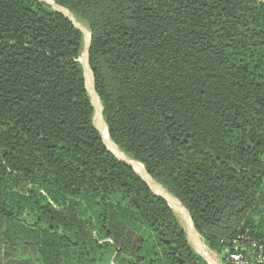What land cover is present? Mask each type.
<instances>
[{
    "label": "trees",
    "instance_id": "obj_1",
    "mask_svg": "<svg viewBox=\"0 0 264 264\" xmlns=\"http://www.w3.org/2000/svg\"><path fill=\"white\" fill-rule=\"evenodd\" d=\"M53 1L90 30L120 154L211 252L264 236V0ZM83 48L45 2L0 0V264H208L103 141Z\"/></svg>",
    "mask_w": 264,
    "mask_h": 264
},
{
    "label": "rangeland",
    "instance_id": "obj_2",
    "mask_svg": "<svg viewBox=\"0 0 264 264\" xmlns=\"http://www.w3.org/2000/svg\"><path fill=\"white\" fill-rule=\"evenodd\" d=\"M43 1L54 10L60 9L58 7V5L53 0H43ZM61 10L74 21V23L77 27L81 28L85 33V35H84V48H83V52L81 55V63L86 70L85 71L86 85H87L89 95H90L92 102L94 104V107H95V117H94L95 125L99 129V131L101 132L107 146L112 151V153H114L117 157L131 163L133 165L134 169L136 170V172L139 175H141L149 183L150 187L152 188V190L155 193L162 195V196L167 198L172 209L177 214L181 225L184 227V229L188 235L189 242L191 243L194 250L200 254H203L204 256H207L208 258L212 257L211 251L204 244V242H203L202 238L199 236V234H197L195 232V229L189 220L187 212L181 207L179 200H177L172 195L168 194L166 192V190L164 188H162V186H160L157 182L153 181V179L146 173L144 167L141 164H139L135 161L129 160L128 158L124 157L126 155H124V156L121 155L118 148L115 146L113 141H111V138L109 137L108 130L106 128V124L104 122L103 115H102L103 106H102V103H101L99 97L95 93L94 83H93V79H92V73L88 68L89 65H88V59H87L88 58L87 57L88 56L87 55V42H88L89 37L91 35L90 30L85 23H83L82 21L77 19L70 11H68L65 8H63Z\"/></svg>",
    "mask_w": 264,
    "mask_h": 264
},
{
    "label": "built area",
    "instance_id": "obj_3",
    "mask_svg": "<svg viewBox=\"0 0 264 264\" xmlns=\"http://www.w3.org/2000/svg\"><path fill=\"white\" fill-rule=\"evenodd\" d=\"M212 253V264H264V236L241 232L224 247L221 254Z\"/></svg>",
    "mask_w": 264,
    "mask_h": 264
},
{
    "label": "water",
    "instance_id": "obj_4",
    "mask_svg": "<svg viewBox=\"0 0 264 264\" xmlns=\"http://www.w3.org/2000/svg\"><path fill=\"white\" fill-rule=\"evenodd\" d=\"M41 1H43V0H41ZM44 2V1H43ZM60 9H58V10H56L57 12H60V13H62L65 17H67L74 25H75V23H74V21L70 18V17H68L61 9H63L62 7H60V6H58ZM75 27H77L76 25H75ZM82 33H83V35H85V33H84V31L81 29V28H79V27H77ZM91 39H92V36L90 35V38H89V42H88V44H87V59H88V65H89V48H90V44H91ZM81 61V60H80ZM84 68V67H83ZM89 68V70L91 71V69H90V66L88 67ZM85 68H84V74H85ZM91 73H92V71H91ZM86 77V76H85ZM92 79H93V83H94V76H93V74H92ZM94 90H95V93H96V89H95V84H94ZM96 95H97V93H96ZM98 96V95H97ZM102 112H103V108H102ZM101 133V132H100ZM102 135V134H101ZM103 138V137H102ZM103 141L105 142V140L103 139ZM105 144H106V142H105ZM107 145V144H106ZM116 146V145H115ZM117 147V146H116ZM118 148V147H117ZM110 150V149H109ZM111 151V150H110ZM112 152V151H111ZM114 154V153H113ZM115 155V154H114ZM116 156V155H115ZM117 157V156H116ZM119 160H121V161H123V162H125V163H127L128 165H130L133 169H134V167H133V165L131 164V163H129V162H127V161H125V160H123V159H121V158H119V157H117ZM135 170V169H134ZM136 171V170H135ZM147 173V172H146ZM148 174V173H147ZM141 176V175H140ZM141 178L146 182V184L149 186V188L152 190V188L150 187V185H149V183L141 176ZM154 181V180H153ZM152 192L153 193H155L153 190H152ZM156 195H158V196H160V197H163L167 202H168V200H167V198L166 197H164V196H162V195H159V194H157V193H155ZM169 203V202H168ZM170 205V204H169ZM180 205L183 207V205L180 203ZM171 206V205H170ZM184 208V207H183ZM185 209V208H184ZM186 210V209H185ZM186 212H187V215H188V217H189V219L191 220V222H192V219H191V217H190V214H189V212L186 210ZM193 224V223H192ZM194 227V226H193ZM195 232L197 233V231L195 230ZM198 234V233H197ZM197 254L199 255V256H201L208 264H212V262H211V259L210 258H208L207 256H203L202 254H200V253H198L197 252Z\"/></svg>",
    "mask_w": 264,
    "mask_h": 264
},
{
    "label": "bare ground",
    "instance_id": "obj_5",
    "mask_svg": "<svg viewBox=\"0 0 264 264\" xmlns=\"http://www.w3.org/2000/svg\"><path fill=\"white\" fill-rule=\"evenodd\" d=\"M90 38V37H89ZM88 42H89V40H88ZM88 42H87V44H88ZM103 137V136H102ZM104 139V138H103ZM112 141V140H111ZM182 207V206H181ZM183 208V207H182ZM184 209V208H183ZM186 211V210H185ZM190 220V219H189ZM190 222H191V220H190ZM192 223V222H191ZM193 225V224H192ZM203 255V254H202ZM204 256V255H203Z\"/></svg>",
    "mask_w": 264,
    "mask_h": 264
}]
</instances>
